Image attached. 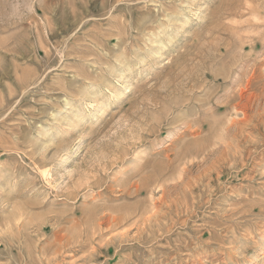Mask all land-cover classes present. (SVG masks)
<instances>
[{
	"label": "rangeland",
	"instance_id": "rangeland-1",
	"mask_svg": "<svg viewBox=\"0 0 264 264\" xmlns=\"http://www.w3.org/2000/svg\"><path fill=\"white\" fill-rule=\"evenodd\" d=\"M0 264H264V0H0Z\"/></svg>",
	"mask_w": 264,
	"mask_h": 264
},
{
	"label": "bare ground",
	"instance_id": "bare-ground-1",
	"mask_svg": "<svg viewBox=\"0 0 264 264\" xmlns=\"http://www.w3.org/2000/svg\"><path fill=\"white\" fill-rule=\"evenodd\" d=\"M254 3V2H253ZM258 6V5H257ZM256 6V7H257ZM239 16V15H238ZM250 84V83H249ZM239 104H241V103H239ZM239 104H237V105H239ZM243 105H244V103H242ZM241 104V105H242ZM241 105H239V107L240 108H238V110L239 111H241V109H242V107H241ZM238 107V106H237ZM243 108H245L244 106H243ZM246 109V108H245ZM237 110V109H236ZM238 112V111H237ZM245 113V112H244ZM243 115H246V114H243ZM247 116V115H246ZM245 116V117H246ZM244 118V117H243ZM247 120V119H246ZM214 152V151H213ZM209 170H211L210 168H209ZM212 170H214V169H212ZM190 171H186V173H189ZM207 172H209V171H207ZM202 173V172H201ZM200 173V174H201ZM212 173V172H211ZM211 173H208V174H211ZM200 174H197L198 175V177H199V175ZM187 175V174H186ZM191 175V174H190ZM190 175H188L187 176V179H186V181H184V183H182V186H183V189H184V191H185V194L184 195H186V198H188V196L189 195H193V189H194V187H198V185H195V182H193V181H195V180H191V179H189V178H191V176ZM205 176V175H204ZM208 176V175H207ZM195 177V176H194ZM201 177V176H200ZM203 177V176H202ZM193 179H196V178H193ZM202 179H204V178H202ZM210 179V178H209ZM196 181H197V179H196ZM211 182V181H210ZM200 183V182H199ZM208 184V183H207ZM203 186V185H202ZM201 186V187H202ZM206 187V186H205ZM208 187V186H207ZM196 189V188H195ZM189 194V195H188ZM192 198V197H191ZM185 199V198H184ZM147 213V215L149 214V216H147V217H145L144 219H143V226L144 227H146V226H149L150 224H151V221H152V213H151V211H148V212H146ZM145 213V214H146ZM107 222V221H106ZM57 235V234H56ZM58 242H59V240H58ZM57 243V242H56ZM191 257V256H190Z\"/></svg>",
	"mask_w": 264,
	"mask_h": 264
}]
</instances>
